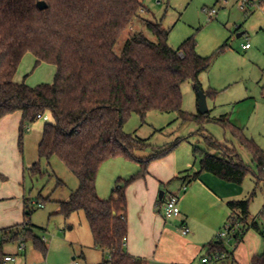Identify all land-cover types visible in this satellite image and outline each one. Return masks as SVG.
I'll return each mask as SVG.
<instances>
[{"label": "trees", "instance_id": "obj_1", "mask_svg": "<svg viewBox=\"0 0 264 264\" xmlns=\"http://www.w3.org/2000/svg\"><path fill=\"white\" fill-rule=\"evenodd\" d=\"M40 1L47 7L40 9ZM259 1L264 6V0ZM144 11L141 0H0V120L21 112L19 149L23 154L29 125L40 119L38 115H51L53 120L45 123L38 147L39 161L26 170L32 175L48 173L42 172L41 159L49 163L56 156L78 178V189L68 200L60 202L59 213L66 217L74 212L85 213L95 246L108 256L103 264L146 263L126 249V189L148 174L151 162L168 155L185 139L142 155L151 145L127 133L125 124L133 114L144 120L151 111L176 112L184 122L210 118L209 112L192 114L182 109V84L191 81L202 89L199 77L212 67L215 54L201 56L194 37L178 48L173 47L169 42L170 30L162 21L143 19ZM139 23L150 31L154 40L139 30ZM128 29L134 33L120 45ZM29 52L35 55L36 66L50 63L57 67L52 83L31 87L14 80ZM215 94V91L206 93ZM214 121L230 130L248 150L258 169L254 174L256 189L262 184L264 191V149L226 117ZM205 137L218 154L194 146L200 170L194 173L186 170L185 178L194 181L208 172L230 183H242L250 172L249 167L237 153L229 154L222 144ZM115 157L139 162L141 169L129 178L118 179L111 196L101 198L97 192L99 169ZM61 185L64 182L58 179L57 186ZM256 191L250 198L228 202L231 213L227 223L231 228L226 238L216 237L209 242L208 252L213 259L221 254L231 257L233 253L227 250L226 242L240 243L250 229L257 230L264 238V206L260 213L262 226L250 215ZM29 204L26 200L25 221L21 225L1 232L0 264H6L8 256L2 249L3 243L21 240L17 230L21 226L25 237L22 242L29 238L37 250L47 253L44 241L29 221ZM251 264H264V251L255 255Z\"/></svg>", "mask_w": 264, "mask_h": 264}, {"label": "rangeland", "instance_id": "obj_2", "mask_svg": "<svg viewBox=\"0 0 264 264\" xmlns=\"http://www.w3.org/2000/svg\"><path fill=\"white\" fill-rule=\"evenodd\" d=\"M141 2L145 7L141 17L162 21L164 27L171 32L169 42L173 47L178 48L188 38L194 37L197 52L201 56L215 54L212 67L201 73L199 79L205 93L215 91L216 94L207 96L210 120L184 122L178 118L176 112L151 111L144 120L138 114H133L125 124L124 130L151 145L140 153L142 155H149L153 148L161 149L185 138L169 154L172 153L174 160L178 159V162L188 159L190 165L187 167L191 173H194L192 171L194 168L200 167L199 160L193 155L194 146L218 154L217 150L207 143L205 136L222 144L225 152L237 153L249 167L250 172L242 183H231V186L242 193L244 198H250L253 191L257 190L251 200L250 215L262 226L260 213L264 206V191L262 184L256 189L254 174L258 171L257 165L232 132L214 119L226 117L234 126L240 128L247 138L264 149V7H249L246 8L248 11L246 12L240 0H141ZM210 9L217 10L214 18H210L206 12ZM138 28L154 40V36L145 26L139 23ZM132 33L134 31L128 29L121 38L120 45ZM247 42L251 44V48L245 51L242 46ZM225 44H227L225 50L220 53L219 50ZM56 72L57 67L54 64L41 63L36 66V57L29 52L24 56L14 80L35 87L39 84L52 83ZM182 93V109L188 113L200 114L195 84L191 81L183 83ZM52 120L51 115L46 114L44 119L37 120L29 127L32 130L37 129ZM27 134L28 130L25 132L22 156L26 167L29 164L31 167L33 163L39 161V155L35 142L25 143ZM134 164L136 163L133 160L129 161L130 168ZM41 169L42 172L48 173L32 175L29 170H25V202L26 198H29L31 212L29 221L35 233L44 241L47 253L43 254L37 250L29 238L22 242L25 237L21 226L17 228L21 233V240L3 243L4 253L15 257L14 261H8L6 264H72L73 258L79 264H103L108 256L95 246L85 213L74 212L69 217L59 213L60 202L68 200L71 193L78 189V178L56 156L52 157L49 163L46 159H41ZM126 169L116 168L112 163L104 165L100 187L107 191L108 178L115 175L116 171ZM58 179L62 180L64 185L57 186ZM117 180L113 184V190ZM113 190L104 198H108ZM98 194L103 198L101 190ZM34 201L36 203L32 204ZM38 203H42L44 207H39ZM1 240L3 239L0 238V243ZM246 240V245L242 241L237 243L233 240L225 244L230 253L234 254L236 251L238 263L232 259L229 261L228 258L225 263L216 261V264H251L250 248L258 247L262 253L264 238L257 230L250 229ZM21 243L25 245L22 250L19 248Z\"/></svg>", "mask_w": 264, "mask_h": 264}, {"label": "crops", "instance_id": "obj_3", "mask_svg": "<svg viewBox=\"0 0 264 264\" xmlns=\"http://www.w3.org/2000/svg\"><path fill=\"white\" fill-rule=\"evenodd\" d=\"M21 122V112L7 115L0 120V236L3 230H12L25 221V170L30 164L26 167L18 145ZM44 125L33 130L29 127L25 143L35 142L38 149ZM129 161L124 157H115L101 165L97 192L101 190L103 198L113 190L116 179L129 178L141 169V164L136 161L130 168ZM183 161H175L172 153L154 160L148 167V174L127 187V252L145 259V264H216V261L225 263L228 258L216 260L209 256L208 244L217 237L229 218L231 211L228 202L244 197L232 188L230 182L212 173L204 172L200 179L190 181L191 179L185 178L186 174H183L190 170L187 167L190 163L188 159ZM108 163L119 169H127L116 171L115 175L108 178L106 191L100 187V179L102 169ZM199 170L200 167H196L192 171ZM184 184L188 185L186 191H182ZM161 192L163 197L160 199ZM169 193L180 195L181 216L177 219H166L162 213ZM183 224L191 229L187 235L182 233ZM249 232L250 230L242 241L245 245ZM259 254L261 251L258 247L250 248L251 260ZM204 257L210 259L208 263L202 261ZM230 259L238 263L236 251L229 257V261Z\"/></svg>", "mask_w": 264, "mask_h": 264}, {"label": "built area", "instance_id": "obj_4", "mask_svg": "<svg viewBox=\"0 0 264 264\" xmlns=\"http://www.w3.org/2000/svg\"><path fill=\"white\" fill-rule=\"evenodd\" d=\"M240 2L242 5V8H245V9L246 8L248 9L249 7H255V6L260 7V8L264 7L259 0H240ZM206 12L210 18H214L215 15L217 14V10L215 9L206 10ZM250 47H251V44L249 42H247L246 44H243L242 46L244 50H247ZM38 118H42V115H38ZM27 129L29 130V127ZM187 188H188L187 184H184L182 186V191H186ZM179 202H180V195L178 193H169L162 207V213L166 219H177L181 216V208L179 206ZM35 203H36L35 201L32 202V204H35ZM38 206L44 207L42 203H38ZM236 226H238V224ZM230 228H231L230 223L226 222L224 227L217 234V238H221V239L226 238L228 236ZM234 231L235 229L233 230V232ZM190 232H191V229L188 227V225L183 224L182 233L184 235H187ZM19 248L22 250L23 248H25V245L21 243ZM225 257H226L225 254H221V255H217L215 259L218 260V259L225 258ZM14 260H15V257L12 255H8L5 257V262L14 261ZM209 260L210 259L208 257H204L202 261L204 263H208ZM72 264H79V262L77 260H74Z\"/></svg>", "mask_w": 264, "mask_h": 264}, {"label": "water", "instance_id": "obj_5", "mask_svg": "<svg viewBox=\"0 0 264 264\" xmlns=\"http://www.w3.org/2000/svg\"><path fill=\"white\" fill-rule=\"evenodd\" d=\"M38 6L40 9H44L47 7L46 3L44 1H40L38 3ZM195 89L197 91V95H198V108H199V113L200 114H207L209 112V106H208V102H207V95L206 93L203 91V89H201L199 86H195ZM163 197V192L160 193V199ZM75 260V258H73Z\"/></svg>", "mask_w": 264, "mask_h": 264}]
</instances>
